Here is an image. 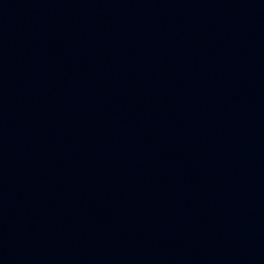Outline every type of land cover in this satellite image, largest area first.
I'll return each mask as SVG.
<instances>
[{
  "label": "water",
  "instance_id": "obj_1",
  "mask_svg": "<svg viewBox=\"0 0 264 264\" xmlns=\"http://www.w3.org/2000/svg\"><path fill=\"white\" fill-rule=\"evenodd\" d=\"M11 264H264V0H0Z\"/></svg>",
  "mask_w": 264,
  "mask_h": 264
}]
</instances>
